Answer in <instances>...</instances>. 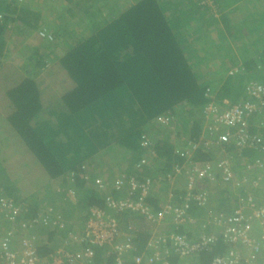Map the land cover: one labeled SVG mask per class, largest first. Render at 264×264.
Masks as SVG:
<instances>
[{
  "label": "trees",
  "instance_id": "trees-1",
  "mask_svg": "<svg viewBox=\"0 0 264 264\" xmlns=\"http://www.w3.org/2000/svg\"><path fill=\"white\" fill-rule=\"evenodd\" d=\"M23 1L21 4L15 0H0V196L11 200L20 213L23 210V218L27 221L40 217L45 209L50 208L53 212L51 219L57 223L31 227L37 230V226H44L39 232L34 231L39 236L37 253L40 256L56 254L63 243L66 248L71 245L72 253L82 251L88 245L72 242L70 235L83 231L88 208L94 205L109 210L106 199L118 198L117 193L122 198L136 199L137 191H131L126 182L128 177H134L137 182L148 178L150 192L164 187L162 196H149V192L144 198L154 215L165 203H171L183 208L184 218L176 221L171 213L163 214L158 228L152 230L144 221L142 223L144 216L136 212L114 213L110 210L118 221L119 240H129L133 248L123 255L125 264H149L145 261L146 244L152 234L159 237L155 242L159 252L165 253L159 263L153 264H210L212 258L228 256L230 251L238 252L240 264H245L247 258L254 264H264V247L259 233L253 235L255 244L245 248L242 242L231 245L223 236L217 235L209 246L186 256L174 251L173 244L175 236L195 241L200 236L195 238L190 231L195 225L202 230V235H216L213 216L224 217L230 211L228 207L215 205L222 197L213 198L209 194L206 205L189 198L202 184V178H207V174H218L224 159L236 166V177H243L248 170L246 167L254 168V160L264 156V121L260 114L254 113L246 119L245 142L238 150L233 141H220L214 145L207 140V119L203 114L207 103L218 105L227 100L243 105L251 102L246 87L252 83L264 86V12L254 9L243 19L225 13L220 18V29L216 20H211L214 30L207 27L208 38V32H189L194 9L190 4H185L188 7L184 9L179 6L186 0H132L131 5L109 21L104 18L108 0H57L62 14L66 15L62 19L66 21L52 31V41L61 37L60 31L75 33L74 27L81 23H84L81 32H87L73 38L61 55L48 57L47 61L45 53L52 48L48 46V40L44 42L47 45L40 46H29L25 41L27 38L40 39L38 33L48 30L44 26L37 33L40 12L30 6L29 0ZM216 1L217 6L222 4L224 8L235 0H228L226 4ZM41 2L45 3V0ZM199 3L197 0L194 11L207 7ZM248 5L255 7L258 4L240 0L236 8L245 10ZM232 8L235 11L236 8ZM75 9L79 10L77 23H73L77 18L73 13ZM208 10L210 12V7ZM229 12L232 11L229 9ZM180 31L184 36L180 37ZM12 35L23 37L19 38L22 40L19 44L25 41L27 49H31L27 57L30 61L27 67L31 69L25 68L24 64L17 68L9 63L10 60L3 61L1 51L11 46L8 40ZM187 36L189 40L195 36L196 39L189 41ZM224 37L240 40L237 70L230 71L223 60L228 54L225 50L230 49ZM211 42L214 46L209 45ZM254 42L260 43L261 49H257ZM217 43L222 50L220 55ZM205 45L212 51L208 52ZM49 53L51 55V51ZM217 56L222 58L216 61ZM229 57L233 61L232 54ZM215 65L217 67H213ZM216 73L220 77L215 79ZM115 92L118 97L113 95ZM106 102L111 104L106 106ZM58 107L64 109L62 115L66 117L74 115L76 118L81 112L90 115L71 126L49 125L47 121L56 115ZM165 116L175 121V126L158 122ZM99 118L110 119V125L100 124L101 128L107 129L93 127L90 133V129L82 125L91 119L99 121ZM186 124L188 129H185ZM234 127L235 131L239 128ZM186 132L187 136L184 135ZM169 134L175 137L172 139ZM181 135L186 137L182 143L176 138ZM109 138L111 147L106 146ZM113 148V152H106ZM152 152L156 155L154 158L150 155ZM144 157L151 158L152 163L137 166ZM92 158L94 161L89 167L88 159ZM184 163L190 164V168L205 169L207 173L190 189L186 187L189 173L184 174L180 169ZM156 164L159 165L157 169ZM98 167L106 173L99 172ZM98 178L105 186L95 185ZM119 178L123 179L122 185L113 189L112 182ZM217 181L221 182L220 179ZM41 192L44 194L40 197ZM44 195L52 198L42 210L39 203ZM58 200L60 202L55 204ZM71 207H78L82 212L78 228L65 223V218L72 219ZM4 211L0 207V232L2 235L9 231L18 233L20 226L9 223ZM91 248L90 261L80 263L115 264L114 251L107 247ZM139 257L141 260L137 263ZM80 263L74 261L72 264Z\"/></svg>",
  "mask_w": 264,
  "mask_h": 264
},
{
  "label": "built area",
  "instance_id": "built-area-1",
  "mask_svg": "<svg viewBox=\"0 0 264 264\" xmlns=\"http://www.w3.org/2000/svg\"><path fill=\"white\" fill-rule=\"evenodd\" d=\"M15 1L19 3L23 0ZM199 2L201 5H207L208 7L212 4V0H199ZM39 35L48 40L52 39L51 34L44 30H41ZM246 93L252 101L246 102L243 105L238 103L232 104L227 100H222L221 103H218L220 106L215 103H207L203 107V114L205 119H207L205 126L209 132L207 140L213 142L214 145L220 143V141H233V143L237 145L238 150V147L241 148L245 142L246 119L252 114L257 113L261 115L264 121V101L262 100L264 97V86L258 83H252L246 87ZM235 125L239 126L236 131L234 130ZM201 138H203V136ZM149 161L150 159L148 157H144L137 166L140 164L148 165ZM254 161L256 163L254 168L247 166L246 169L248 170L243 174L244 176L236 177V166H233L230 160L224 159L220 162L221 170L216 176L217 180L220 179L222 184L230 185L234 191L238 193L245 192V197L241 198V201L252 209L250 214L238 208L230 216L223 218L221 216L214 217L216 223L224 227L223 235L225 239L231 242V245L242 242L241 245H243L244 248L255 244V238L252 232V225L254 222H258L261 226L260 240L264 247V203L260 205L254 204V197H252L249 192H246L248 189L257 187L264 177V156ZM250 171H255V173ZM205 174H207L205 169H194L189 175L187 188L190 189L193 185L194 176L196 178H202ZM207 178L212 180L215 179V176L213 174H207ZM122 180L123 179L120 178L115 179L112 182V188L119 189V186L123 183ZM95 182V185L99 187L105 186L104 182L99 178L96 179ZM126 182L131 191H137L138 197L136 199L126 197L119 200L107 197L106 206L109 210L94 205L90 206L88 208V217L84 223L83 231L80 234L71 233L70 235L72 242L74 241L76 244L83 242L88 246L82 251L75 253H72V251L64 247H60L56 250V254L53 252L47 256H40L34 245L36 234L31 227L34 224L57 223L51 219L53 212L50 211V208L45 209L44 213H40V217L27 221L23 218V215H21L18 206L13 204L11 200H7L3 196H0V207L6 210L4 213L8 222L10 221L9 223H15L20 226L18 231L20 233L19 245L17 247H12L10 244L13 237L10 231L0 239V264H72L74 261H78V263L89 262L93 255L91 247H107L110 251L115 252V264H125L123 255L133 248L129 240H119L121 238V231L118 228V221L114 213H121L123 210L136 212L144 216L145 220L153 227L156 226V221H159L161 216L166 213H171L176 221H181L184 218L183 208L172 205L171 203H165L163 209H161L157 215L151 212L144 202V198L150 192L148 178L143 180V182H137L134 177H128ZM198 196L200 197V193ZM110 210L114 211V213H111ZM59 226H62V224ZM152 236L153 237H150L146 244L148 253L145 257V261L149 264L159 263L165 254L159 252L157 243H155L158 241L159 237H156L154 234H152ZM214 240L215 236L213 235H202L195 241H187L183 237L175 236L173 243L174 251H178L181 256L197 253L201 249L209 246ZM239 259L238 252L230 251L228 256H216L212 258L210 264H240L241 259L240 263ZM140 260V257L137 258V263L140 262ZM245 264L254 263L247 258Z\"/></svg>",
  "mask_w": 264,
  "mask_h": 264
},
{
  "label": "rangeland",
  "instance_id": "rangeland-1",
  "mask_svg": "<svg viewBox=\"0 0 264 264\" xmlns=\"http://www.w3.org/2000/svg\"><path fill=\"white\" fill-rule=\"evenodd\" d=\"M40 1H42V0H40ZM40 1L34 2L35 4H38V3L43 4V5L39 4V6L41 7L42 10H40L41 11L40 12L41 19H40V22H39V25H38V29L36 31L38 33L39 29H41L42 26H45V27H47V30H48L46 32L51 34L52 31H54L55 28L59 27L60 24L62 25L66 21L65 19H62V17H65L66 15H65V13L62 14V8L59 7L60 1H57V0H45V3H41ZM131 1L132 0H108L107 2L109 4L106 3V5H107L106 7L107 8L104 10V13H105L104 14L105 15L104 18H105V20L109 21L110 19L115 18L117 16L118 12L122 11L123 9H125L126 7L131 5ZM213 2L214 1L212 0V4L209 7H210V9L213 12L212 16L214 18H216V21H218V18H219L220 15L217 14L216 7H215ZM232 4H235V5L238 4L239 5L240 4V0H235ZM203 6H207V5H203ZM259 7H260V5L259 6L258 5L255 6V8H259ZM50 9H52L53 11L52 10L50 11ZM249 10H250L249 7L246 8L245 10H242V9L240 10V8L239 9L236 8L235 11H233V14L238 15L239 18H240V17H243L246 14V12L249 11ZM78 11H79L78 9H75L73 11V13L74 12L76 13V14L74 13V15L77 17L76 20L73 21V23L79 22L78 16H77V15H79ZM228 16L231 17L232 15H228ZM237 18H232V21H237L236 20ZM248 21H250V19ZM81 24L82 25H80V26L78 25L77 28H76V26L74 27V31H75L76 34L75 33H72V34L70 33L69 34V33H67L64 30L60 31L61 37L59 39H56L55 42L52 41V39L48 40L47 38H45L43 36L41 37L40 35H39L40 39L37 38V39H31L30 40V38H27L25 41L30 44L29 46H40V45H47L46 44L47 43L46 40H48V46L52 47L51 49H49V51H51V55H50V53L48 54L49 51H47V53L44 52L46 54L45 60L48 61V57L50 58V57H53V56L61 55L63 53V49H65L66 46L73 41V38L75 39V37L78 36V35H85V33L87 31L81 32L82 29H84V23H81ZM239 26H240V24H239ZM67 30L70 31L71 29H67ZM36 31H35V33H36ZM19 38L23 39V37L12 35V37L8 40V42H11V46L6 47V50L2 49V51H1L2 55H4L2 59H3V61L10 60L9 63H12L13 65H16L17 68L19 66L21 67L22 64H24V66L26 68L28 66V63H29V60H27V57H28L29 52H30L31 49L30 50L27 49L28 45L25 43V41H23V42H21L19 44V41H22ZM252 39H253V37H252ZM16 40H18V44L17 45H16ZM219 40H221V39H219ZM224 41H226V43H228V42L230 43L229 44L230 51L228 52L229 55L225 54V57L223 58V60L225 61V64L227 66H229V69H231L230 71L237 70V68L240 66V51H239V49H240V44H239L240 42L239 41L240 40H238V39L232 40L230 37H224ZM41 42H43V43H41ZM44 42H46V43H44ZM218 45H219V43L216 44L217 47H218ZM254 45L257 47V49H261V44L260 43H255L254 42ZM237 48H238V50H237ZM225 53H227V52H225ZM231 54L234 57L233 61H230V59H229V56ZM219 55H220V52H219ZM221 58L222 57H218V60L217 59L216 60L219 61V59H221ZM27 69H31V67H27ZM196 71L200 72L199 69L196 70ZM216 75H217V77H215V79L220 77V76H218L217 73H216ZM113 95L118 97V92H115V94H113ZM109 98H111V94L109 95ZM110 104H109V102L108 103L106 102V106H108ZM55 113H56V115H54L53 118H50V120L47 121L48 123H50L49 125H52V126L56 125L57 126L56 123H58V124L63 123V124L71 126L73 124V122H77V121H79V120H81L83 118H87L88 115H90V114L87 115L86 113H82L81 112L82 114L81 113L78 114V115H80V117L78 119H77L78 115H76L77 116L76 118H74L75 117L74 115L66 117V116L62 115V113H65V112H64V109L61 108V107H58L57 109H55ZM60 115H62V116L60 117ZM168 117L169 116H165L164 118L163 117L159 118L158 122H160V124H162V125H170V126L173 125V126H175V124H176L175 121H173V120L170 121L169 119H167ZM109 121H110V119H107L105 121L101 120L100 118H99V121L91 119V120L85 121L84 123H82V125L84 126L85 129H90V133H91L93 127H95V128L96 127H100L101 122H102V125L103 124L104 125H107V124L110 125ZM188 127H189V125L186 124L185 125V129L186 128L188 129ZM41 129H42V127H41ZM101 129H107V128H101ZM181 132H182V128H181ZM184 135L187 136L188 133L186 132V134H184ZM184 135H181L180 138L176 137L178 140L181 139L180 143H182V140H185L186 137ZM167 137H168V134H167ZM169 137L173 139V137H175V136L169 134ZM110 143H111V139L109 138V140L106 141V146H110L111 147L112 144H110ZM114 150H115V148L107 150L106 152L111 153ZM105 155H107V153H105ZM88 161L90 163L89 167H91L94 159L93 158L92 159H88ZM113 164L116 165V163H113ZM99 168L100 167L96 168V169H98L99 172L102 171V172L106 173L105 169H99ZM250 172L255 173V171H250ZM258 186H260V188H261V184L258 185ZM210 189H211V192H212V197L213 198H216V196L218 197L217 188H215L213 186H210ZM42 194H44V193H42V192L39 193L40 197H41ZM51 198L52 197H50V196L42 197V201H40V203H39L40 209L44 210L47 207V205H49V203L51 201ZM58 202H60V201L58 200L55 204H58ZM71 210H72V207H71ZM81 213L82 212H80L78 207L74 208L73 211H72V219L65 218V221L68 223V225H72L73 227L78 228L80 226V223H81V218H80ZM61 247H65V243H63L61 245ZM59 248H60V246H59ZM67 248H68V250L71 251V245H68Z\"/></svg>",
  "mask_w": 264,
  "mask_h": 264
},
{
  "label": "crops",
  "instance_id": "crops-1",
  "mask_svg": "<svg viewBox=\"0 0 264 264\" xmlns=\"http://www.w3.org/2000/svg\"><path fill=\"white\" fill-rule=\"evenodd\" d=\"M35 1H37V0H35ZM34 0L32 1V0H29V2L28 3H31V7L33 8V9H37V11H39V12H41L40 10H42L41 9V7L39 6V4L40 3H38V4H35V3H33V2H35ZM196 1L197 0H186V1H183V2H181L180 4H179V6L181 7V8H187L188 6L187 5H185V4H190V5H192V7H193V9L194 10H196V8H197V5H196ZM222 3H225V2H228V0H220ZM246 1V3H250V2H253V3H257L258 5H260V7L259 8H255V7H252V5H248V7L250 8V10L249 11H247L246 12V14L243 16V17H245L246 15H248L247 13H249V12H251L252 13V11L254 10V9H258L259 11L260 10H262V13L264 12V6L262 5V2H264V0H252V1H249V0H245ZM22 2H24V1H22ZM41 2V1H40ZM21 3V2H20ZM27 3V4H28ZM42 3V2H41ZM214 3V5H215V7H216V12H217V14L218 15H220L219 16V18H218V21H216V26H218V28L220 29V24L222 23L221 22V20H220V17L221 16H223L225 13L228 15V13H230L229 15H232L233 14V8L232 7H235L236 8V6L238 5H235V4H231V5H229V6H227V7H222V4L220 5L219 4V6H217L218 5V3H217V1L215 0V2H213ZM22 4V3H21ZM226 4V3H225ZM26 5V4H25ZM35 5V6H34ZM40 5H43V4H40ZM217 7H219V8H217ZM263 8V9H262ZM209 7H206V8H203V7H199L198 8V11H194L193 10V12H192V15H191V24L188 26V28H189V32H193V31H197L196 33H200L199 31H201V32H208V38L210 37V32H209V30H207V27H211V29L210 30H214V28H213V26L211 25V20L213 21V20H216V18H214L213 16H212V14L211 13H213L212 12V10L210 9V12H209ZM229 9H230V11H232V12H229ZM35 10H33V11H35ZM188 10H189V8H188ZM180 12H181V10H180ZM40 16H41V14H40ZM232 17V16H231ZM243 17H242V19H243ZM222 18V17H221ZM241 18V17H240ZM207 23H209V24H207ZM222 25V24H221ZM42 27H44V26H42ZM41 27V28H42ZM222 30V29H221ZM35 33V32H34ZM181 33V31L179 32V35H180V37L183 35L184 36V34H180ZM250 33V32H249ZM201 34V33H200ZM225 34V33H224ZM216 35L218 36L219 34H218V32L216 33ZM189 36H187V39L189 40ZM193 39H196V36L195 37H191V39L189 40V41H192ZM226 44H230L229 42L228 43H226ZM209 45H212V46H214L213 45V42H211V43H209ZM238 46V45H237ZM205 47L207 48V50H209L208 52H211L212 51V49H210V48H208L206 45H205ZM219 47V46H218ZM230 47V46H229ZM217 50L219 51V52H221L222 50H221V48L219 47V48H217ZM217 50H216V52H217ZM237 50H238V48H237ZM225 51H230V49L228 48L227 50H225ZM227 52V53H228ZM229 55V54H228ZM206 58V57H205ZM204 58V59H205ZM230 58V57H229ZM206 60V59H205ZM217 61V60H216ZM30 62V61H29ZM209 62V61H208ZM205 63H206V61H205ZM217 65H215V66H213V67H216ZM196 68V67H195ZM196 70H198V69H196ZM261 188H260V186H257V187H254V188H251V189H248V191H246V192H249L251 195H252V197H254V200L255 201H253L254 202V204H259V203H264V190H263V188H264V180L263 181H261ZM259 184V185H260ZM216 188H217V193H218V197L220 198V197H222V199H219L218 201H217V203L215 204V205H217V204H219L220 206H222V207H228L229 208V213L228 214H226L225 215V217H227V216H230L236 209H238V208H240V209H242V211L243 212H245V213H248V214H250L251 213V211H252V209H251V207L250 206H248V205H246L244 202H242L241 201V198H244L245 197V192H241L240 194L237 192V191H234L231 187H230V185H226V184H222V185H218V186H216ZM163 189H164V187H158V188H156V189H154L153 191H151L150 192V194H149V196H153V197H160V196H162V192H163ZM202 190H204L206 193H209V192H211V189H210V187H206V186H203V187H201V186H198L197 187V189L195 190L196 192L194 193V195H193V197H190L189 196V198H191V199H193L194 201L195 200H199V196H198V193L200 192V191H202ZM156 191H158V192H156ZM168 193H170V190H168ZM117 195H118V198H114L115 200H119V199H124V198H122V197H119V194L117 193ZM168 195V194H167ZM224 196H225V198H224ZM198 197V198H197ZM227 197V198H226ZM218 206V205H217ZM72 209H74L73 207H72ZM201 212H203L202 210H200ZM21 215H23V217H24V211L23 210H21ZM143 221L146 223V224H148L149 225V227L153 230V229H157L158 228V225L160 224V222L157 220L156 221V226H152V225H150V223L148 222H146V220L144 219H142V223H143ZM212 221H213V223L215 224V221L212 219ZM65 223L68 225V223L65 221ZM48 224H44V226H47ZM8 226V225H7ZM44 226H42V225H40V226H37V230H36V227L34 228V231L36 232H39V230H41L40 228H43ZM153 227V228H152ZM214 227H215V225H213V231H214ZM223 228L224 227H221L220 226V231H222L223 230ZM260 229H261V226H260V224L258 223V222H254L253 223V225H252V232H253V235H255V234H260ZM191 232H192V234H194L195 235V238L197 237V235H202V230L198 227V225H195L193 228H191V230H190ZM205 231H207V230H205ZM215 232V231H214ZM7 233V232H6ZM191 234V235H192ZM203 234H204V231H203ZM2 231L0 232V239H2V237L3 236H5L6 234H4V235H2ZM19 235H20V233L18 232H16L15 234H13L12 236V239H11V246L12 247H17L18 245H19ZM216 235H218V234H216ZM199 236V237H200ZM198 237V238H199ZM38 238H39V236H37V235H35V243H34V245H35V247H36V243H37V240H38ZM197 238V239H198ZM197 239H195V240H197ZM194 241V240H193ZM243 248L240 246V250H242Z\"/></svg>",
  "mask_w": 264,
  "mask_h": 264
},
{
  "label": "clouds",
  "instance_id": "clouds-1",
  "mask_svg": "<svg viewBox=\"0 0 264 264\" xmlns=\"http://www.w3.org/2000/svg\"><path fill=\"white\" fill-rule=\"evenodd\" d=\"M153 154V155H152ZM151 156H153V158L156 156L155 155V153L154 152H152L151 154H150ZM150 159V161H149V164L150 163H152V160H151V158H149ZM158 166L159 165H154V167L157 169L158 168ZM180 169H181V172L182 173H184V174H187V173H189L188 174V176L192 173V171L194 170V169H200V168H193V167H191L190 168V164H188V165H186L185 163L182 165V167L180 166ZM215 176V179H212V180H210V179H208V178H205V179H201V182H202V184H200L199 186H201V187H203V186H206V187H210V186H213V187H215L216 188V186H218V185H222V183L221 182H218L217 181V178H216V176H217V174L216 175H214ZM200 178H196L195 176H194V181H193V184H195L196 183V181H198ZM187 184H188V182L186 183V187H187ZM192 187V186H191ZM200 193V198H199V202H202L204 205H206V202H207V199H208V195L209 194H212V192H209V193H206L204 190H202V191H200L199 192ZM198 193V194H199ZM218 215H215V216H213V220H214V217H217ZM225 217V216H224ZM223 218V217H222ZM215 221V225L217 226V230H216V233L219 235V236H223L224 237V235H223V230L222 231H220L219 229H220V224H217L216 223V220H214ZM213 236H217V235H213ZM224 239H225V237H224ZM227 240L225 239V242H226Z\"/></svg>",
  "mask_w": 264,
  "mask_h": 264
}]
</instances>
